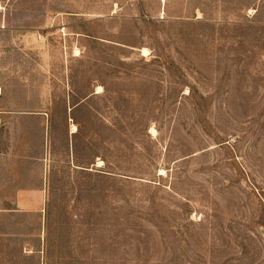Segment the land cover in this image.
<instances>
[{
	"label": "rangeland",
	"instance_id": "obj_1",
	"mask_svg": "<svg viewBox=\"0 0 264 264\" xmlns=\"http://www.w3.org/2000/svg\"><path fill=\"white\" fill-rule=\"evenodd\" d=\"M0 88V264H264V0H0Z\"/></svg>",
	"mask_w": 264,
	"mask_h": 264
},
{
	"label": "crops",
	"instance_id": "obj_2",
	"mask_svg": "<svg viewBox=\"0 0 264 264\" xmlns=\"http://www.w3.org/2000/svg\"><path fill=\"white\" fill-rule=\"evenodd\" d=\"M2 94L3 93H2V89H1V94H0V126L2 125L3 114L6 112L2 108V104H1ZM92 164H94V166L97 167L98 163H97V159L96 158H95L93 163L90 161L89 165H84V168H83L82 171L78 170V171L71 172V175L74 176V173L76 172V173L80 174V176H97V170L96 169H92Z\"/></svg>",
	"mask_w": 264,
	"mask_h": 264
},
{
	"label": "bare ground",
	"instance_id": "obj_3",
	"mask_svg": "<svg viewBox=\"0 0 264 264\" xmlns=\"http://www.w3.org/2000/svg\"><path fill=\"white\" fill-rule=\"evenodd\" d=\"M144 52H146V50H144ZM99 89H101V87H99ZM0 93H1V89H0ZM78 131V128L75 124H73L72 126V132H77ZM152 131H155L154 128L152 129ZM102 162H99V164L101 165Z\"/></svg>",
	"mask_w": 264,
	"mask_h": 264
}]
</instances>
